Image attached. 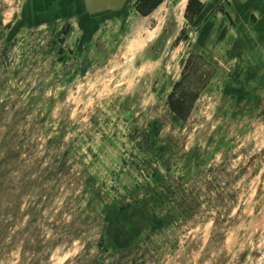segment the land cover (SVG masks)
Returning a JSON list of instances; mask_svg holds the SVG:
<instances>
[{
    "label": "rangeland",
    "instance_id": "374dc122",
    "mask_svg": "<svg viewBox=\"0 0 264 264\" xmlns=\"http://www.w3.org/2000/svg\"><path fill=\"white\" fill-rule=\"evenodd\" d=\"M17 3L0 0V264H264V30H197L201 1L165 0L154 30L89 38L30 29Z\"/></svg>",
    "mask_w": 264,
    "mask_h": 264
},
{
    "label": "crops",
    "instance_id": "0c3cea01",
    "mask_svg": "<svg viewBox=\"0 0 264 264\" xmlns=\"http://www.w3.org/2000/svg\"><path fill=\"white\" fill-rule=\"evenodd\" d=\"M142 1L18 0L16 19L30 29L60 28L69 24L73 34L78 32L89 38L133 30V20L139 19L144 23L141 30H154L150 21L165 0H159L151 13H140L138 5ZM199 1L205 7L193 21V24L198 23L197 30H264V0H225L226 10L213 14L212 9L221 0Z\"/></svg>",
    "mask_w": 264,
    "mask_h": 264
},
{
    "label": "trees",
    "instance_id": "16d2710c",
    "mask_svg": "<svg viewBox=\"0 0 264 264\" xmlns=\"http://www.w3.org/2000/svg\"><path fill=\"white\" fill-rule=\"evenodd\" d=\"M176 97V98H175ZM191 100L193 99V96H190L188 92L186 91H182L180 93V95L175 96V94H172L171 96V100H170V105H171V108L182 118H185V111H186V108H187V100L190 99ZM169 193L172 195V196H177V193L173 192V191H170L169 190ZM184 196V194H183ZM178 201L179 205L180 206H183L185 201H183V199L181 200H176Z\"/></svg>",
    "mask_w": 264,
    "mask_h": 264
}]
</instances>
